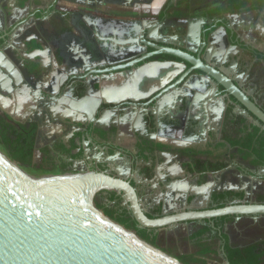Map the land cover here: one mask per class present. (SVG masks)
Instances as JSON below:
<instances>
[{"label":"flooded vegetation","instance_id":"flooded-vegetation-1","mask_svg":"<svg viewBox=\"0 0 264 264\" xmlns=\"http://www.w3.org/2000/svg\"><path fill=\"white\" fill-rule=\"evenodd\" d=\"M54 1V6L57 7L59 0ZM125 2L129 7H133L134 3L145 4L147 1L126 0ZM255 5L264 6V2L249 0L246 5L240 6V3L232 0L227 8L231 11V6H233L234 10H243ZM94 14L86 13L77 7L71 9L68 5H60L56 8V12L53 13L50 10L39 21L32 18L23 19L14 25L12 31L0 34V62H5V72L7 69H15L19 72L22 81L19 91L23 95V106H25L21 110L18 105L20 101L11 103L8 110L0 105V119H10L21 130L34 127L35 132L31 142L33 144L31 152L33 166L39 160V170L47 173L59 172L62 175H72L100 172L127 180L137 190L142 206L150 218H161L175 213L174 210L165 207L164 200L160 202L161 199L157 193H169V189L176 181L175 178V180L173 179V174L176 173L177 167H180L186 177L192 180V185L207 190L205 191L206 195L201 194V197L188 195L186 206L192 210L220 209L232 203L264 204V196L255 193L251 195V187L244 190L241 188L242 190L237 193L230 190L228 185L230 178L237 184L241 174V177L258 178V171L264 169V165L254 163L256 161L254 155L246 156L240 147L233 146L229 140L243 138V133L236 135L239 128L251 132L253 127H257L264 131V126L256 125V123L254 125L255 120L251 117L254 121L248 126V118L243 117L239 110L241 106L236 101L235 105L228 104L230 99L223 93V88H219L220 94L216 96L218 91H214L211 85L212 81L204 77L202 73L196 72L191 74L188 81L180 87L183 88L186 84L194 82L195 79L203 77L207 87L204 95L197 91L192 93L189 87L183 88L182 91L191 100V105L184 108L175 104L166 109L170 104L169 99L178 103L182 98L180 97L177 101V96H180L181 92L178 89L164 92L165 95L162 99H167L169 103L161 109L157 106L158 102L162 100L160 99L157 104H151L157 108L152 111L151 105L147 106V110H145L143 107L128 105L129 101L109 102L100 93L102 85L112 83L118 78L127 80L145 78L149 83H154L156 87L157 83L160 84L159 89L154 91L145 103H142L143 100H139L141 104H148L151 99L165 89L161 82L174 83L191 67L190 65L185 68L177 58L157 55L147 60L146 63H140L136 67L114 74H99L98 72L127 65L154 53L155 50L144 42L160 46L180 47L196 56L203 48V37L206 36L207 39L210 37V41L203 51V58L209 64L221 68L236 82L244 81L243 90L257 102V97H260L261 101L264 99V50L260 51L261 55L258 53L259 51L248 47L239 32L242 30L238 22L223 12L206 14V17L201 19L202 23L199 29L195 28L189 19H181L184 22V26L181 28L183 33H181V29H178L180 25L176 29H173L171 24L162 28L146 17H139L138 20L129 21L125 25L119 21L108 20ZM165 14L160 15L159 18L162 19ZM161 25L162 23H160ZM124 42L127 49L119 52L122 48H126L123 47ZM184 43L192 44L194 49L184 48ZM46 48L52 50L59 48L60 52H64V55L60 56H64L65 63L73 74L58 95H50L45 91L44 80L48 75L47 69L40 63L28 59L32 52L44 51ZM121 58L123 60H120ZM250 58L253 59V65ZM171 64H175V67H172ZM160 65L168 68H164L166 72L156 70L155 67ZM251 82L257 84L254 85ZM172 92L174 94L169 95ZM143 93L141 92V94ZM182 94L184 95V93ZM210 104L213 107H210ZM257 104L264 110V106L258 102ZM215 105H217V109ZM126 108L137 113V121L133 123V128L136 134L145 140L137 141L134 150L128 147L132 141L126 139V136L127 138L131 137L128 132L129 127L126 130L122 128L125 122L132 121L128 117ZM182 108L185 111L182 112L185 116L183 119L175 114L177 110L180 113L179 109ZM209 108L216 112L210 125L211 130L215 131V138L206 139ZM141 109H143L142 112H140ZM190 109L192 111L196 109L193 111L194 114L190 113ZM16 111L17 113L23 111L27 116L21 115L17 118ZM222 111L226 112L227 125L224 124L220 127L221 121L218 116ZM60 112L65 115H60ZM118 112H121L120 121L116 117ZM79 113L76 120L74 115ZM154 113H156V117ZM189 115L191 118L188 119ZM241 118L245 120V123L237 124ZM107 119H109V124ZM180 130L185 141L177 144L174 139L179 135L178 131ZM226 130L230 135L234 132L235 138H227L229 135ZM153 133L160 134L163 140H150V135ZM185 143L190 144L191 148H182L186 146ZM225 144L230 145L235 151L229 153ZM251 159L253 160L251 161ZM240 161L251 162L249 166H246ZM163 176H165V181L162 180L163 184H159L157 179L163 178ZM153 180L155 181L153 182ZM154 184L157 185V188L154 187ZM238 184L240 183L238 182ZM115 195L118 200L112 201L111 199ZM197 198L199 201L195 202ZM94 203L115 209L117 212H122L124 209L129 210V205L123 195L110 190L99 192ZM200 203L205 206L200 209L194 207ZM261 217L257 220L246 218L245 221H248L247 224L264 227V221H259ZM229 219L214 220L216 230L219 231L221 237L225 235L223 229ZM193 223L196 222L188 225ZM203 224L205 227L197 231L192 230L190 237L204 228L211 227L213 229L210 223L203 222ZM188 229L190 228L188 227ZM178 230L176 228L170 231L176 233ZM162 231H156V233L160 236ZM207 234L204 235L205 242ZM254 246L258 247V253L264 255V238L250 247Z\"/></svg>","mask_w":264,"mask_h":264},{"label":"water","instance_id":"water-1","mask_svg":"<svg viewBox=\"0 0 264 264\" xmlns=\"http://www.w3.org/2000/svg\"><path fill=\"white\" fill-rule=\"evenodd\" d=\"M203 38L204 46L196 56L180 47L144 42L155 52L127 65L98 72L114 74L146 63L157 55L172 56L180 60L185 68L188 65L191 67L174 83L161 82L165 89L148 104H141L139 100L131 98L128 105L147 110V106L157 104L163 98L164 92L178 89L181 92L177 101L180 97L182 100L174 103L169 99L170 104L166 109L175 104L187 108L191 105V100L180 86L188 81L191 74L200 72L212 81L214 91H218L216 96L220 94L219 88H223L230 103L235 105L236 101L241 106L239 110L243 117H251L256 125L264 126V110L252 96L221 68L209 64L203 58V51L209 44L210 37ZM124 46H127L125 42ZM126 49L127 47L122 48L119 52ZM258 53L262 55L261 52ZM196 83V91L206 93L207 87H198ZM154 115L156 117V113ZM12 166L22 169L9 159L5 161L0 158V264H179L176 258L162 254L164 252L97 210L94 199L103 190L122 194L139 227L148 230H174L181 224L188 225L192 222H208L216 230V219L234 217L235 220H257L264 216V204L232 203L214 210H192L186 206L184 210H176L174 214L150 218L142 206L137 190L127 180L100 172L39 179L28 173L21 174ZM213 263L221 264L216 261ZM225 264H231L227 258Z\"/></svg>","mask_w":264,"mask_h":264},{"label":"crops","instance_id":"crops-1","mask_svg":"<svg viewBox=\"0 0 264 264\" xmlns=\"http://www.w3.org/2000/svg\"><path fill=\"white\" fill-rule=\"evenodd\" d=\"M125 1L126 0H59V3H57V7H59L60 5H68L71 9L77 7L85 11L86 13L87 12L93 14L96 13L100 15V17L102 18L113 21H119V23H124L125 25L129 21L131 22L138 20L139 17L142 18L146 17V19L151 20L152 22L154 21V23H157L158 27L163 28L171 24L173 25V29H176V27H178L179 25L180 28L178 27V29L183 28L184 22H182L181 19L184 20L189 19L190 23L194 25L195 28L199 29L202 23L201 19L206 17V14L209 13L215 14V13L223 12L226 14V16L233 18V20L238 22L240 29L242 30L239 32L242 38L246 41L245 43L248 45V47H252L251 49L255 51L257 50L259 52L264 50V6L255 5L254 7H249L248 9H243V10H239V9L234 10L233 6H231L232 10L230 11L228 10L227 6L228 4H230L232 0H173V1L146 0L147 2L145 4L134 3L133 7H129V5L126 4ZM54 5H55L54 0H0V34L12 31L14 25L19 23L23 19L32 18L39 21L45 15H47L50 12V10L53 13L56 12L57 7ZM97 11H99V13H97ZM163 14H165V17L160 19L159 16L160 15L162 16ZM160 23H162L161 26ZM181 33H183L182 29H181ZM183 47L189 50L194 49L193 48L194 46L190 43H184ZM51 50L52 49L46 48L44 51H39V50L34 51L32 52V54L29 55L28 59L40 63L42 67L47 69L48 75L44 80L45 81L44 85L46 89L45 91H47V93H49L50 95H56V94L58 95L59 92L65 87L68 80L72 77L73 74L72 72H70L71 70H69L68 66L66 65L65 63L66 59H64V56H60V55H64V52H60L59 48H56L52 51ZM250 62H252L253 65L252 58H250ZM250 62L249 64L251 66ZM171 65L172 67H175V64H171ZM259 65L263 68L261 64ZM4 68H6L5 62L3 63L0 62V105L2 106V108L8 110L9 109L8 107H10L11 103H16L17 101L18 102L20 101V104L18 105L21 107L22 110L24 109L25 106H23V99H24L23 95H21L19 91L20 87H22L21 84L22 81L20 78L21 76L19 72L15 69H11V70L7 69L6 70L7 73H6L4 71ZM155 68L156 70L166 72V70L164 69L166 68L165 66L160 65ZM181 71H183L182 68ZM144 79L127 80V79L118 78V80L112 83L103 84L100 93L104 99L108 100L111 103L113 102L120 103L122 101L127 102L130 101L131 98L137 100H143L142 103H145L146 99H149L153 95L154 91L159 89L160 84L157 83V87H156L154 83H149L148 79L145 80ZM195 83L198 84L197 85L198 87H202L203 85L206 86V81L203 77L195 79ZM195 83L190 82L188 83V85L186 84L183 88L185 89L189 87L191 89V92L195 93L196 92V88L194 87ZM251 83H253L254 85L257 84L255 82H251ZM239 85L241 87H244L245 82L240 81ZM251 85L252 84H250V86ZM183 88L181 90H183ZM29 91H31V89H29ZM141 92L144 93L141 94ZM172 94H174V92L170 93L169 95ZM144 97L146 98L144 99ZM263 100L261 101L260 97H257V102L261 106H264ZM168 103L169 102L167 99L166 100L162 99L161 101L158 102L157 106L163 109L166 107ZM228 104H230V102ZM31 105H33V103H31ZM215 106L217 109V105ZM150 107L152 111H155L157 109L154 107V105H151ZM210 107H213V105L210 104ZM126 110L128 113V117L132 121L130 123L125 122L122 128L126 130L127 127H129L128 132H129V136L131 137L127 138L126 136V139L127 140L130 139L132 141L128 147L134 150L135 147L134 145L136 144L137 141L139 140L145 141V140L144 138L142 139L139 135H137L136 131H134L133 128V123L137 121L136 120L138 117L137 113H134L133 110L129 108H126ZM179 110H181V112L179 113V111L177 110L175 114L183 119V117L185 116L182 112L185 111L183 108ZM195 110L196 109H194L193 111ZM142 111L143 109L140 110V112ZM193 111L191 110L190 113L191 112L193 113ZM60 113H61L60 115H65V113L63 112ZM118 113L119 114H117L116 117H118L117 119L118 121H120L121 112ZM214 113L216 112L211 111L209 108V115H208L209 125H208V133L205 136L206 139L215 138L214 136L215 131L211 130L210 128ZM15 115L17 118L20 117L21 115L27 116V114H25V112L23 111L19 113H17L16 111ZM79 115L80 113L75 114L74 118H76L77 120L78 119L77 116ZM109 117L111 119V115ZM189 118H191V115L188 116V119ZM218 119L221 121L220 127H222L224 124L227 125V116L225 111H222L219 114ZM107 120L109 124V119ZM186 121L188 122L189 120ZM253 121H254L253 119L248 118V126L253 124ZM241 129L240 128L238 129L236 135L241 134ZM226 131H227V135H229L227 138H235L234 132L233 134L230 135L228 134L229 131L228 130ZM178 134L179 135L176 136L174 140L177 142V144L180 142L183 143L185 140H183L182 131L181 130L178 131ZM159 139L163 140L160 134L155 135L153 133L152 135H150V140L152 141ZM185 144L186 146L182 148L184 149L191 148L190 144L188 143ZM225 145L229 153L235 151L233 148L230 147V145L227 144ZM252 160L253 159H251V161ZM251 161H240V162L243 165L249 166ZM258 173H259V175H257L258 178H253L250 176L241 177L242 175L241 174L240 179H238L239 181H237V184L234 183L235 180L230 178L228 180V185L230 187V190L238 193L242 189L244 190L248 187H251L250 190L251 195L255 193L257 195L264 196V169L258 171ZM174 178L176 179V181L174 182L173 187L169 189L168 191L169 193L167 192L166 194H164V192L160 194L157 193L158 197H160L161 199L160 202L164 200L166 208L169 207L171 210L174 211L184 210L187 205L186 199L188 198V195L189 196L193 195V197H195L194 195H197L198 197H201L202 195H206L205 191L207 190H205V188H200L199 186L192 185V180L186 177L185 173L182 171L180 167H177L176 173L173 174V179ZM236 178L238 177L236 176ZM157 180L159 184L160 183L163 184L162 180L165 181V176H163V178L160 177ZM154 181L155 180H153V182ZM238 182L240 184H238ZM154 187L157 188V185L155 186L154 184ZM197 201H199V198L195 199V202ZM204 206L205 205L202 203L198 205H194V207L197 209H200ZM150 212L151 210L149 209V213ZM245 220L247 219L243 218L240 220H235L234 217H230V219L226 222V226L223 229V234H225L228 237L229 245L232 248L245 249L255 243L262 241V239L264 238L263 226L260 225L256 226V224L254 225L247 224L248 221ZM261 220L264 221V217H261L259 221ZM188 227L190 228V232L192 230L197 231L205 227V224L193 223L191 225H181L177 229H186ZM209 229L210 231L206 236V242L210 244L213 250H216L217 255H225L223 251L224 243L220 236L221 234L219 233V231L217 230L215 231L211 229V227ZM169 232L171 231L164 230L160 232V234H165ZM210 262L214 264L213 261Z\"/></svg>","mask_w":264,"mask_h":264},{"label":"trees","instance_id":"trees-1","mask_svg":"<svg viewBox=\"0 0 264 264\" xmlns=\"http://www.w3.org/2000/svg\"><path fill=\"white\" fill-rule=\"evenodd\" d=\"M240 3V6L246 5L249 0H235ZM264 2V0H261ZM245 123L243 118L238 120L237 124ZM34 127L28 130L18 129L10 119H0V145L4 152L7 153L9 159L22 167L23 169L28 166H33L32 162V150L33 144L31 143L34 137ZM243 138L230 139V143L233 146L241 148L243 154L246 156L254 155L257 165H264V131L257 127H253L251 132L248 130H241ZM22 171V170H21ZM24 172V171H23ZM231 195V193H230ZM242 197V196H241ZM112 201L118 200L115 195L111 199ZM264 201V200H263ZM97 210L113 222L123 226L128 231L133 232L141 240L149 245L159 249L160 236L155 230L142 229L132 216V213L128 209H124L122 212H117L115 209L101 206L94 203ZM210 231L209 228H204L198 233L190 237L191 241L196 242L199 246L200 253L196 255H186L176 258L182 264H209L205 255H216V250H213L209 244L204 241V235ZM224 242V252L226 258L231 264H262L264 262L262 254L258 253V247H250L245 249H235L229 245V239L227 236L221 237Z\"/></svg>","mask_w":264,"mask_h":264},{"label":"rangeland","instance_id":"rangeland-1","mask_svg":"<svg viewBox=\"0 0 264 264\" xmlns=\"http://www.w3.org/2000/svg\"><path fill=\"white\" fill-rule=\"evenodd\" d=\"M0 153L9 159L7 153L4 152L1 145H0ZM38 161L39 160L36 161L35 163L36 165L28 166L24 169L20 167L22 168L20 170L24 171L25 173H28L30 176L34 178H39V179L50 177L49 175L51 176L62 175L59 172L47 173L45 171H40L39 170L40 163ZM191 232L190 229L186 228V229H179L176 233L169 232L165 234H160L159 250L166 253L168 256L170 255V257L172 256V258H178L181 256H186L188 254L198 256L200 253L199 246L196 244V242L191 241V239L189 238ZM203 258H206L209 264H212L210 261H216L218 263L225 264L224 255H217V254L205 255V257Z\"/></svg>","mask_w":264,"mask_h":264},{"label":"bare ground","instance_id":"bare-ground-1","mask_svg":"<svg viewBox=\"0 0 264 264\" xmlns=\"http://www.w3.org/2000/svg\"><path fill=\"white\" fill-rule=\"evenodd\" d=\"M0 158L1 159H3V160H5V161H7L8 159H6V157L4 156V155H2L1 153H0ZM12 167H14V166H12ZM18 172H20L21 174H24V175H27V173H25V172H23V171H21V170H19V169H17L16 167H14ZM49 176H51V175H49ZM121 229V228H120ZM132 236V235H131ZM132 237H134V236H132ZM162 254H165V253H162ZM168 256V255H167ZM170 257V256H169ZM172 258V257H171ZM176 260V259H175ZM179 262V261H178ZM180 263V262H179ZM181 264V263H180Z\"/></svg>","mask_w":264,"mask_h":264}]
</instances>
